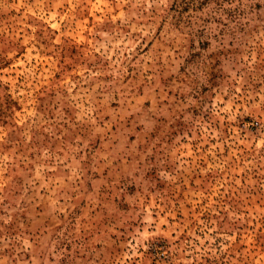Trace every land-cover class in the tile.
<instances>
[{
  "label": "rangeland",
  "instance_id": "obj_1",
  "mask_svg": "<svg viewBox=\"0 0 264 264\" xmlns=\"http://www.w3.org/2000/svg\"><path fill=\"white\" fill-rule=\"evenodd\" d=\"M0 264H264V0H0Z\"/></svg>",
  "mask_w": 264,
  "mask_h": 264
}]
</instances>
